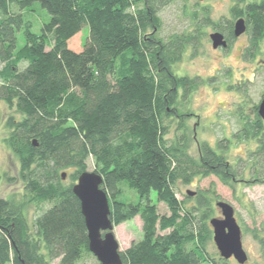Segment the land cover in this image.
Masks as SVG:
<instances>
[{
    "label": "trees",
    "instance_id": "obj_1",
    "mask_svg": "<svg viewBox=\"0 0 264 264\" xmlns=\"http://www.w3.org/2000/svg\"><path fill=\"white\" fill-rule=\"evenodd\" d=\"M181 1L191 30L160 37V14ZM233 1L231 15L247 19L258 49L264 0ZM188 2L0 0V100L20 115L9 119L6 143L19 158L24 184L22 197H0V264H89L95 258L73 192L89 162L103 179L113 225L137 216L143 221V238L120 252L123 264H227L208 251L211 201L198 194L187 208L176 186L211 175L232 185L242 175L237 165L264 182V121L258 113L253 120L242 116L235 140L257 145L236 166L226 157L231 139L218 148L200 143L196 157L189 153L179 100L189 98L201 80L179 76L174 67L189 47L197 50L206 27H233L223 25L224 18L214 21L207 7L190 9ZM35 3L50 15L40 34L23 13ZM84 26L87 42L75 50L72 42ZM21 32L25 44L19 47ZM173 120H179L174 139ZM153 194L170 215L158 213ZM32 206L37 215L30 226ZM254 234L264 261V227ZM93 264L100 263L95 258Z\"/></svg>",
    "mask_w": 264,
    "mask_h": 264
},
{
    "label": "rangeland",
    "instance_id": "obj_2",
    "mask_svg": "<svg viewBox=\"0 0 264 264\" xmlns=\"http://www.w3.org/2000/svg\"><path fill=\"white\" fill-rule=\"evenodd\" d=\"M196 4L210 9L211 18L218 21L221 18L231 19V10L235 5L233 0H189L188 6L192 9ZM184 2H179L166 8L161 14L162 30L160 37L167 38L173 33H181L184 30H191L190 21L183 14ZM25 20L32 25V31L40 34L41 28L50 21V15L40 4L35 3L23 10ZM216 30L211 27L204 29L201 42L197 50L189 47L181 62L174 70L179 76L200 79L201 83L191 96L179 100L180 109L184 115L179 119L187 127V135L190 138L189 153L192 156L198 154V144L208 143L214 148L222 143L224 147L227 139L232 144L226 157L228 162L237 165L240 158L242 161L248 158V149L255 150L256 142L247 143L236 141L234 135L242 128V116L253 120L256 117L255 107L259 105L264 96V45L262 52L250 60L244 55V48L247 45L248 36L235 40L228 50H215L212 47L210 34ZM89 27L84 26L78 37L72 42V48L79 49L87 42ZM19 47L24 46L23 33L18 34ZM24 64H22V68ZM0 62V71L3 69ZM241 82V85H240ZM1 83V82H0ZM179 107V106H178ZM241 111V112H240ZM244 114V115H243ZM17 114L15 108L9 107L0 100V197L10 198L13 195L20 198L24 194V184L20 176V162L17 155L13 153L6 138L10 133L8 126L9 119ZM179 120H173L170 129V138H176V124ZM239 176L233 184H225L217 176L195 177L191 182H179L176 186L177 198L184 201V206L192 207L196 204L198 194H203L211 201L215 212L213 218H221V211L217 207L218 202L230 204L235 210V218L241 227L243 234V247L248 256L246 264H264L258 239L255 237V230H262L264 227V182L259 177H252L249 168L242 171L237 165ZM89 172L94 171V165L89 162ZM188 192L195 193L190 197ZM125 196L136 200L133 192L125 190ZM152 203L156 205L160 215H170L168 207L158 203L156 195H152ZM37 212L34 206L29 208L28 218L30 226ZM212 218V219H213ZM113 233L120 245L121 251L128 249L134 242L143 238V221L137 216L132 221L119 226H114ZM164 232L162 234H165ZM209 253L219 261L220 254L213 240L208 245ZM89 264L95 262L91 257ZM52 264H59L54 261ZM227 264H238L234 258L227 261Z\"/></svg>",
    "mask_w": 264,
    "mask_h": 264
},
{
    "label": "water",
    "instance_id": "obj_3",
    "mask_svg": "<svg viewBox=\"0 0 264 264\" xmlns=\"http://www.w3.org/2000/svg\"><path fill=\"white\" fill-rule=\"evenodd\" d=\"M245 31V22L241 19L236 23L235 36L238 37ZM210 39L213 49L227 46L223 36L218 32L211 34ZM259 115L264 119V98L259 107ZM62 177L66 179V174L64 173ZM102 185V177L88 171L80 175L73 192L81 202L91 253L100 264H123L120 245L113 233L114 225L110 219L109 197L102 189ZM194 194L187 193L190 197ZM217 207L222 217L211 219L210 225L220 257L227 261L234 258L238 264H246L248 256L243 247V234L235 218L234 208L225 202H218Z\"/></svg>",
    "mask_w": 264,
    "mask_h": 264
},
{
    "label": "flooded vegetation",
    "instance_id": "obj_4",
    "mask_svg": "<svg viewBox=\"0 0 264 264\" xmlns=\"http://www.w3.org/2000/svg\"><path fill=\"white\" fill-rule=\"evenodd\" d=\"M235 3V2H234ZM235 6V5H234ZM233 6V7H234ZM231 15V14H230ZM241 19H243L244 20V22H245V26H246V31L243 33V34H241L240 36H235V26H236V23L239 21V20H241ZM225 21L227 22V23H224L223 22V25H225V26H228L227 24L229 23V24H231L232 25V27L233 28H231V29H229L228 27H222V28H220L219 30H216L214 33H216V32H218V33H220L222 36H223V38H224V41L227 43V46L226 47H219L218 49H220V50H228V49H230L231 48V46H232V44H233V42L235 41V40H238V39H241V37H246V36H248V43H247V45H245V50H244V55H245V57H248L250 60H252L255 56H256V54L259 52H262V45H264V40H262L258 45H259V47H258V49L256 48V47H254L253 46V43H252V38L250 37V35H249V33H248V23H247V19L244 17V16H241V17H236V18H234L232 15H231V19L230 20H226L225 19ZM228 32L230 33L231 32V34H232V36L230 35V34H228ZM210 36H211V34H210ZM211 40V39H210ZM212 43V42H211ZM218 49H215V50H218ZM253 57V58H252ZM253 61V60H252ZM262 63H264V60L262 61ZM240 85H241V82H240ZM263 98H264V96H263ZM263 98L261 99V102H262V100H263ZM261 102L259 103V105L258 106H256L255 107V109H257V111H255V114L256 113H258V115H259V107H260V104H261ZM241 112V111H240ZM244 115V114H243ZM260 116V115H259ZM261 118V117H260ZM262 119V118H261ZM263 121H264V119H262Z\"/></svg>",
    "mask_w": 264,
    "mask_h": 264
}]
</instances>
